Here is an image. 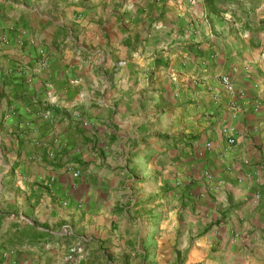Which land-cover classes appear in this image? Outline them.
I'll return each mask as SVG.
<instances>
[{"label":"crops","instance_id":"1","mask_svg":"<svg viewBox=\"0 0 264 264\" xmlns=\"http://www.w3.org/2000/svg\"><path fill=\"white\" fill-rule=\"evenodd\" d=\"M140 154L176 257L264 264V0H0V264H148Z\"/></svg>","mask_w":264,"mask_h":264},{"label":"rangeland","instance_id":"2","mask_svg":"<svg viewBox=\"0 0 264 264\" xmlns=\"http://www.w3.org/2000/svg\"><path fill=\"white\" fill-rule=\"evenodd\" d=\"M150 160H152L151 157L145 158L141 154L134 156L130 160L133 166L132 176L134 177L133 191L130 194L131 201L129 200L132 204L130 212L133 219L139 218L137 221L141 232L138 238L135 237V242L142 244L143 248H147L148 264H184L186 258H188V252L183 249L182 254L176 257L172 248L173 241H175V244L184 241L190 246L194 239L196 237L198 239L200 236L172 235L174 229L171 226L172 216L175 212V207H173L175 196L173 197V191L170 188L161 189L165 195L171 191L172 196L168 200L164 199V209L157 212V208L152 206H155L157 186L153 182L150 183L151 177H155L153 176L155 173L151 170L152 164ZM146 178L147 182H145Z\"/></svg>","mask_w":264,"mask_h":264},{"label":"built area","instance_id":"3","mask_svg":"<svg viewBox=\"0 0 264 264\" xmlns=\"http://www.w3.org/2000/svg\"><path fill=\"white\" fill-rule=\"evenodd\" d=\"M192 1L195 2L197 0H189V2H192ZM221 81H222V83L224 84L226 90L229 93H234L233 84L230 82V80H229V78L227 76H223L221 78ZM230 106H232V108H233L235 106V104L234 103H230ZM224 130H225V133H226V136H227V142L229 144H232L234 142V139H233V136H232L233 135V129L232 128H229V129L225 128ZM74 175H76V174H74Z\"/></svg>","mask_w":264,"mask_h":264}]
</instances>
